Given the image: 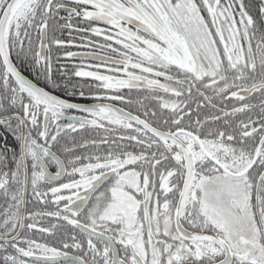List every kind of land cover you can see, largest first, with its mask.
<instances>
[{
	"label": "snow or ice",
	"instance_id": "1",
	"mask_svg": "<svg viewBox=\"0 0 264 264\" xmlns=\"http://www.w3.org/2000/svg\"><path fill=\"white\" fill-rule=\"evenodd\" d=\"M0 264H264V0H0Z\"/></svg>",
	"mask_w": 264,
	"mask_h": 264
},
{
	"label": "flooded vegetation",
	"instance_id": "2",
	"mask_svg": "<svg viewBox=\"0 0 264 264\" xmlns=\"http://www.w3.org/2000/svg\"><path fill=\"white\" fill-rule=\"evenodd\" d=\"M57 94L63 96L66 99H71L72 102H76V103H89L90 102V101L79 100L78 98H75V97H68V96H65L63 93H59V92Z\"/></svg>",
	"mask_w": 264,
	"mask_h": 264
},
{
	"label": "trees",
	"instance_id": "3",
	"mask_svg": "<svg viewBox=\"0 0 264 264\" xmlns=\"http://www.w3.org/2000/svg\"><path fill=\"white\" fill-rule=\"evenodd\" d=\"M26 75H30L29 73H26Z\"/></svg>",
	"mask_w": 264,
	"mask_h": 264
}]
</instances>
